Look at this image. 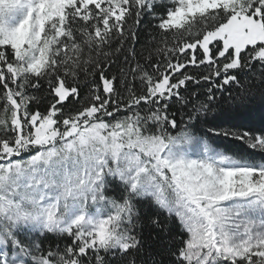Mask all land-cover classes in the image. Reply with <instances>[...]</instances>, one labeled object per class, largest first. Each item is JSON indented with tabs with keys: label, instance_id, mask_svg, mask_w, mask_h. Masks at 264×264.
Segmentation results:
<instances>
[{
	"label": "snow or ice",
	"instance_id": "snow-or-ice-1",
	"mask_svg": "<svg viewBox=\"0 0 264 264\" xmlns=\"http://www.w3.org/2000/svg\"><path fill=\"white\" fill-rule=\"evenodd\" d=\"M257 101L264 0H0V264H264Z\"/></svg>",
	"mask_w": 264,
	"mask_h": 264
},
{
	"label": "trees",
	"instance_id": "trees-1",
	"mask_svg": "<svg viewBox=\"0 0 264 264\" xmlns=\"http://www.w3.org/2000/svg\"><path fill=\"white\" fill-rule=\"evenodd\" d=\"M115 67L113 71H115ZM189 71L196 72L197 69L190 68ZM138 83V82H137ZM121 93L126 97V93L121 89ZM228 93H224V97H227ZM223 109L227 110L231 104L229 101L221 102ZM233 107L235 105H232ZM122 113L121 115H123ZM179 118V117H178ZM218 122L222 127L235 126L237 128H252L259 129L264 127V106L259 101L252 105L251 111L242 113H232L225 111L222 116L218 117ZM216 144L220 145L221 150L239 149L242 147L239 141H234L226 138H215Z\"/></svg>",
	"mask_w": 264,
	"mask_h": 264
}]
</instances>
